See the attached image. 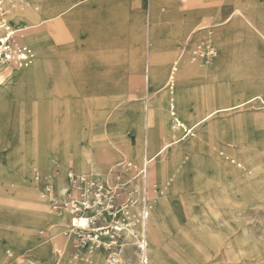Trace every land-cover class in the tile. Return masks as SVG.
I'll list each match as a JSON object with an SVG mask.
<instances>
[{
    "label": "rangeland",
    "instance_id": "374dc122",
    "mask_svg": "<svg viewBox=\"0 0 264 264\" xmlns=\"http://www.w3.org/2000/svg\"><path fill=\"white\" fill-rule=\"evenodd\" d=\"M23 1L24 5L16 0L5 1V12H0V24L5 23V27L0 28V37L5 36L6 28L14 30L16 26L28 22L47 20L42 27L49 28L46 47L51 65L46 66L47 69L34 82L20 81V70L0 73V255L5 258V262L0 264H15L18 257L36 259L37 264H55L59 259L52 261L50 253L54 247L64 249V236L60 232L53 236L48 229L39 226L33 239L23 242L16 235L17 222L11 218L18 206L25 205L12 174L27 154L46 149L36 146L38 134L44 131L46 126V116L48 118L51 115L54 106L62 112L91 107V112L95 113L99 122L97 131L100 134H110L113 140L112 150L116 155L103 169L102 175L106 179L111 175L108 179L111 180L112 174L118 173L119 182H126L130 179L126 164H137L141 161L140 157L137 159L126 155L124 146L126 140L136 139V113H139V105L144 97L142 85L131 89L128 84L134 70L130 43V28L133 23L141 25L142 28L147 26L150 5L151 19H154L158 27L160 52L164 56H161L159 66H163L162 70L166 66L169 67L183 51L181 63L198 73L178 79L175 90L167 92L169 96L177 94V99L170 104L168 100L158 110L157 120L151 124L150 133L154 130L153 138L149 135L151 150L156 153L169 140L177 143L180 140L178 137L191 123L205 116L207 109L236 104L254 94L264 95V42L242 25L230 33L231 50L221 51L216 41L219 29L212 24L215 19L226 17L237 4L253 21L264 27V0H187V4L182 7L178 0H124V4L116 11L107 7L103 10L98 8L100 13L96 18L80 26L78 21L69 22L66 18L85 7L89 6L86 10H90V4L94 0ZM84 1L85 3L62 15L67 7ZM170 13H175L183 20L193 16L198 21L195 29L203 26L205 30L198 31L195 34L197 37L184 42L186 35L182 37L172 29H161V26L167 23L166 15ZM18 16L23 18L18 20ZM207 39L215 45L217 59L204 66L196 62L191 64L189 52ZM22 41L24 43L23 39ZM106 51L110 54L117 51L120 54L115 62L116 87L112 92L99 88V72L104 69L100 61ZM220 57L230 59L231 64L223 73L207 79L201 72L212 68ZM163 61H168L169 64ZM60 64L70 69L67 71V80L64 75L58 78V75L54 74ZM93 70L98 73L94 75ZM35 88L42 92H36ZM104 98L109 100L108 103H112L109 109ZM91 108H87L89 112ZM106 109L109 111L107 117L104 114ZM249 112H252V118H242V114ZM223 115L215 116L207 127L204 125L194 134H186V140L178 145L174 144L152 163L159 166L169 158L174 161V164L169 165L161 174V178L158 176L153 180L150 177L154 187L152 216L160 199L173 201L176 189L187 186L166 209L162 221L164 256L171 264H190L196 256H202L204 262H213L219 258V254L221 260L216 264H264V178L260 181V186H246L256 177H264V109L257 102L248 108ZM171 116L177 118L173 128ZM173 129L177 133H173ZM195 136L199 139L197 143L193 140ZM190 143L192 155H186L184 149ZM227 151L231 165L230 177L213 170H218V165L213 162L212 152H217L219 157H223ZM91 157L94 160V156ZM198 159L204 162L201 167L195 162ZM52 162L55 161L50 159L46 166L33 165L30 172L34 174L35 171L48 172L53 169L61 172L59 165L63 166V163L59 160L54 168L55 163ZM191 165H197L200 171L194 174L188 183L183 180V176L191 169ZM69 167L81 174L76 169L75 160L69 158L66 169L63 170L64 177ZM96 173L99 172L91 174ZM124 175H127V179L123 178ZM237 177L242 178V185ZM31 186L38 208L49 216L52 211L40 198L39 185ZM55 194L59 196V190ZM213 209L223 214L219 217L222 224L218 226L227 235L229 246H223L222 253H210V226L215 223L211 220ZM40 229L45 232L43 236L38 234ZM122 239L126 245L123 256L128 251L132 255L134 252L136 264V251L132 247L131 236L124 235ZM71 251L73 252L72 248L66 249L63 257H67L65 259H69L72 264H87L75 260ZM153 256L155 261L151 256L152 264L162 261L157 254L153 253Z\"/></svg>",
    "mask_w": 264,
    "mask_h": 264
},
{
    "label": "crops",
    "instance_id": "0c3cea01",
    "mask_svg": "<svg viewBox=\"0 0 264 264\" xmlns=\"http://www.w3.org/2000/svg\"><path fill=\"white\" fill-rule=\"evenodd\" d=\"M9 1V0H8ZM21 5H24L25 2L23 0H16ZM89 0H86V2ZM91 1V0H90ZM233 0H230L232 2ZM236 1V0H235ZM180 7L185 6L187 4V0L182 4L180 0H178ZM84 2L75 3L62 12V15L69 13L73 9L77 8ZM124 4V0H94L90 4V10L80 9L73 14H70L66 21L69 22H77L78 25L85 24L90 19H95L98 13H100L97 9L100 8L103 10L105 7L110 8L111 10H117ZM15 4H13L14 6ZM148 23L147 26L138 25L137 23H133L132 28H130L131 32V50H132V57H133V66L134 70L131 73L129 83L131 89H135L139 85L144 87V97L142 102L139 105V113H136V126H137V136L136 139L126 140L125 141V152L130 158H139L144 154V143L147 141L149 153L151 156L154 152L151 150V136L153 138L154 130L151 132V124L152 122L157 120V113L158 110L166 104L169 100L172 102L173 100L177 99V94H172V96L168 95V91H173L178 85V79H182L190 74H198L195 73L193 69H190L185 63H181L182 57L184 56L183 51L177 58L173 61L170 66H166L164 70L162 67L159 66L161 56L160 52V43H159V35H158V27L155 24L154 19H151V6L149 5L148 8ZM38 8H35L37 11ZM61 15V16H62ZM239 16V17H238ZM31 20L34 17L26 16ZM159 17V16H158ZM18 20L22 19L23 16H18ZM167 19V23L161 26L166 30L172 29L173 31H177L178 34L184 37V42L191 40L195 36V34L199 31L205 30V27L201 26L200 28H196L197 20L195 17L191 16L186 20H183L180 16L176 15L175 13H170L165 17ZM88 19V20H85ZM47 20H40V21H32L23 24L22 26H16L17 32L24 40L26 45H30V48L34 49L36 53V64L34 63L32 66L28 68H21V69H14L20 70L19 73L20 81L22 82H34L38 76L43 73V71L47 67H50V59L48 49L46 47V34L49 30L47 26L42 27ZM212 24L214 27L219 29V34L216 36V41L219 44L221 51H230L231 46L230 42V33L235 31V29L239 28L240 26H244L245 29L250 31L252 34L259 37L264 42V27L261 26L257 21H253L250 16L246 13V11L239 5H235L234 9L231 10L226 17H220L215 19ZM197 37V35L195 36ZM2 38V37H0ZM208 40V39H207ZM107 41V40H104ZM23 42V41H22ZM202 42V41H201ZM200 44L195 46V49L192 50L193 53ZM174 49V48H172ZM217 50V49H216ZM189 52V60L192 64V54ZM120 54L118 52H114L110 54L109 52H103L102 60L100 64L104 65V69L102 72H99L101 80H99L100 86L99 88L105 91L112 92L114 91L116 74H117V66L115 62L118 60ZM171 57V54H169ZM217 59V58H216ZM164 60V59H163ZM168 60V59H166ZM178 61V62H177ZM168 63V61H163ZM162 62V63H163ZM169 64V63H168ZM167 64V65H168ZM230 59L219 58L218 61L213 65L212 68H208L203 70L201 73L206 76L207 79L213 77L215 78L216 74L223 73L230 65ZM12 70V71H14ZM70 69L65 68L62 64L56 70L58 78L64 75V78L68 79V72ZM169 70V71H168ZM11 72V71H10ZM97 71L93 70L94 75ZM98 73V72H97ZM70 79V78H69ZM54 87V86H53ZM128 88V86H127ZM45 88L43 87L42 90ZM37 88L35 91L37 92ZM40 93L41 90H38ZM159 93H163L162 95ZM0 94L2 92L0 91ZM180 97V95L178 96ZM264 100V95L262 94H254L244 100H242V109L248 108L250 105H254L257 102L259 105L263 106L264 109V102H259V99ZM108 109L111 102L108 103L104 98ZM92 103L90 102L89 105ZM88 105V106H89ZM149 105V106H148ZM153 105V106H152ZM91 108V107H87ZM87 108H79L78 110H58L56 106H54V110L50 113L51 115L45 119L46 126L43 128L44 131L38 134V143L36 146H40L41 148H46L45 150H37V152H31L27 154L24 158L21 165L18 167L16 172L12 174V179L14 183L19 187L18 193L21 194L23 201L25 203L22 206H18V209L14 212V215L11 217L14 222H17V230L16 235L17 237L24 241H29L33 239L35 236L36 228L41 226L44 229H48L51 235H56L57 232L63 234L68 226V222H66V218H57L55 214L52 212L49 213V216L42 213L37 205L36 199L34 194H32V186L31 184L36 186V183L33 181V173L30 172V168L33 165H40L46 166L48 161H51L54 164V168L57 167V163L59 160L63 163V166L59 165L62 169L59 172L57 169H53L50 171L42 170V182L50 183L54 187V193L64 187V175L63 170L66 169V163L69 158H73L76 163V169L83 174L90 175L91 173L99 172L98 174L103 173V169L108 165L112 160L115 158V152L112 150L113 148V140L109 133L104 132L102 134L97 131V123L98 120L95 116L94 112H90ZM213 109H207L206 114L214 111ZM105 112V111H104ZM154 112V113H153ZM106 117L109 114V111L106 109V113H104ZM170 114V111H169ZM172 119V126L173 128L175 121L177 118L171 116ZM252 118V112L247 114H242V118ZM149 118V119H148ZM149 122V123H148ZM209 121L205 127L208 126ZM148 126V127H147ZM205 129V128H204ZM164 131V130H163ZM150 133V134H149ZM173 133H177L175 129H173ZM172 133V134H173ZM171 134V135H172ZM156 135V133H155ZM153 140V139H152ZM170 141V140H169ZM39 147V148H40ZM185 151V150H184ZM186 155H190L189 152H184ZM94 156V160L92 157ZM203 157L202 155H199ZM160 157V156H159ZM212 157L214 159V163L218 165V170L213 169L215 172H220L226 176H229V169L230 163L229 159V152L223 157H219L217 152H212ZM158 159V158H157ZM173 161V159L171 158ZM142 160L139 162L141 163ZM174 162V161H173ZM138 163V164H139ZM52 164V166H53ZM72 169V167H69ZM68 169V170H69ZM164 170V164L162 165V169H160L159 173ZM75 171V170H74ZM200 171V167L197 165H191V169L183 176V180L190 183L191 177ZM127 175L123 176L126 178ZM230 177V176H229ZM108 178V177H107ZM111 178V175L108 179ZM161 178V174H160ZM127 179V178H126ZM187 186L179 187L176 189L174 194V200H177L178 194L186 189ZM41 198V197H40ZM173 200V201H174ZM43 201V200H42ZM173 201H168L166 198L160 199L155 205V210L153 212V216H151L150 227H149V243H150V257L152 256L153 260L155 261L154 254H157L162 261L156 262L157 264H171L167 260L165 255L164 249V239L162 233V221L165 216L166 209L172 205ZM44 203V201H43ZM213 217L211 220L213 221V225L211 227V237H212V247L210 253H222L223 246H229L227 242V235L223 232L218 225L222 224V221L219 220V217H222L221 211L219 212L216 209L211 211ZM152 222V223H151ZM44 231L43 229L38 230ZM128 236V235H127ZM130 236V235H129ZM65 244L64 249L60 250L57 247L52 248L51 257L52 261L59 259L55 264H72L69 259H65L67 257L64 256V252L66 249L71 248L70 242L64 238ZM67 247V248H66ZM66 248V249H65ZM130 251L124 253L122 264H134L135 257L133 256L135 253H129ZM153 252V253H152ZM72 256L74 257V253L71 251ZM197 258L194 259L193 262H189L190 264H216L221 259V255L219 254V258L214 260L213 262H204L202 256H196ZM127 258V259H125ZM137 258V256H136ZM65 259V260H64ZM75 259V258H74ZM80 260L82 262H86L87 264H107V261L102 253V251H95L93 253L85 252L83 254L82 259H75ZM126 262H125V261ZM5 258L0 255V263H4ZM36 259L26 258V257H18L15 264H37ZM153 262V261H152ZM52 264V263H51ZM74 264H83V263H74Z\"/></svg>",
    "mask_w": 264,
    "mask_h": 264
},
{
    "label": "built area",
    "instance_id": "2783aa9c",
    "mask_svg": "<svg viewBox=\"0 0 264 264\" xmlns=\"http://www.w3.org/2000/svg\"><path fill=\"white\" fill-rule=\"evenodd\" d=\"M5 1L0 0L1 14L5 12ZM4 27L5 23H1L0 28ZM14 32L6 28L5 36L0 38V73L28 68L36 60L34 50ZM216 58L217 50L210 40H203L192 53L193 63L203 66ZM155 159L145 141L142 162L126 164L130 179L124 183L119 182L118 173H113L112 179L108 180L98 173L84 176L69 169L60 197L54 193L53 185L42 182L41 173L35 171L33 179L39 185L41 199L57 218H66L68 222L62 235L70 242L75 259H82L85 252L102 251L107 264H121L126 246L122 238L130 235L136 251V264H152L149 227L154 187L149 171ZM44 234V231L39 232L41 236Z\"/></svg>",
    "mask_w": 264,
    "mask_h": 264
},
{
    "label": "bare ground",
    "instance_id": "6f19581e",
    "mask_svg": "<svg viewBox=\"0 0 264 264\" xmlns=\"http://www.w3.org/2000/svg\"><path fill=\"white\" fill-rule=\"evenodd\" d=\"M239 17V16H238ZM15 30V29H14ZM18 34L17 30H15V32L13 34ZM223 58V57H222ZM178 62V61H177ZM18 69V68H16ZM21 69V68H19ZM259 102H264L263 99H259L258 100ZM149 106V105H148ZM153 106V105H152ZM239 109H242V101L239 102V103H236V104H232V105H227V106H221V107H216L214 111H211L210 113L206 114L205 116H202L200 117L199 119H197L196 121H194L193 123H191V125L185 130V132L179 136L178 138L180 139L177 143H173L172 140L165 143L156 153H154L153 155L156 156V159L159 158V156H161L166 150H168L169 148H171L174 144L178 145L179 143H182L183 140L187 138L188 135L186 134H194V132H196L199 128H202L204 125H206L212 118H214L215 116L217 115H226V114H230L231 112L233 111H236V110H239ZM154 113V112H153ZM223 115V116H224ZM149 119V118H148ZM149 123V122H148ZM148 127V126H147ZM199 136V135H197ZM197 136H195V139H193L196 143L199 141V139H197ZM193 141V142H194ZM192 142V143H193ZM190 143L188 146L185 147V151L186 152H189L190 155H192V149L191 147V144ZM187 158V157H186ZM140 160H142V156L140 157ZM154 160V162H155ZM194 160V159H193ZM192 160V161H193ZM140 162V161H139ZM198 165H200V167L204 164L203 160H196L195 161ZM206 163V162H205ZM164 164V170L161 171V173H159L160 169H162V165ZM171 164H174V162L169 158L168 160L164 161L162 163V165H159V166H154L152 165L150 167V171H149V178L152 177L153 180H156L158 178V176H160V174H163V172L165 171V169L171 165ZM82 175H87V174H83L81 173ZM264 177H256L254 179V181L249 183V185H246L248 186L249 188H253V186H260L262 185L260 183V181L263 179ZM238 180V182L242 185V178L240 177H237L236 178ZM248 183V182H247ZM245 184V183H244ZM242 187V186H241ZM64 190V187L62 189L59 190V197L62 195V192ZM232 197V196H231ZM254 206V205H253ZM67 228V227H66Z\"/></svg>",
    "mask_w": 264,
    "mask_h": 264
}]
</instances>
